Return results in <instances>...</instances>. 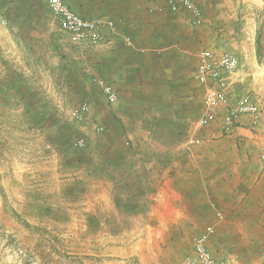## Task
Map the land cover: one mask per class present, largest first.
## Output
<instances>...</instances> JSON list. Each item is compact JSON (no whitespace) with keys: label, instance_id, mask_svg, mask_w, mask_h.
Listing matches in <instances>:
<instances>
[{"label":"crops","instance_id":"0c3cea01","mask_svg":"<svg viewBox=\"0 0 264 264\" xmlns=\"http://www.w3.org/2000/svg\"><path fill=\"white\" fill-rule=\"evenodd\" d=\"M64 1L115 27H103L95 48L78 46L62 38L46 0H0L1 105L16 103L24 137L43 143L59 168L94 178L98 205L147 224L146 233L150 225L166 239L208 232L222 264H264V110L255 129L233 134L218 133L221 116L196 125L201 88L192 76L214 42V1L191 0L199 23L183 0ZM82 102L102 127L86 152L69 147L77 134L69 112Z\"/></svg>","mask_w":264,"mask_h":264},{"label":"rangeland","instance_id":"374dc122","mask_svg":"<svg viewBox=\"0 0 264 264\" xmlns=\"http://www.w3.org/2000/svg\"><path fill=\"white\" fill-rule=\"evenodd\" d=\"M212 1L217 29L206 48L236 54L237 76L242 79L236 93H252L263 111L264 0ZM3 98L8 96L0 92V264H197L191 238H161L151 225L146 233L147 224L113 215L111 205H98L91 187L95 179L74 176L75 166L59 168V159L51 158L43 143L34 136L24 137L16 125V103L5 102L3 108ZM199 98L201 102L202 88ZM2 117L9 118L8 126L2 127ZM89 119L90 126L73 119L77 134L70 137L71 150L95 146L102 135L92 129L97 123L93 114ZM219 127L218 133L227 135ZM79 136L85 138L86 147L74 145ZM90 157L83 156L82 161Z\"/></svg>","mask_w":264,"mask_h":264},{"label":"built area","instance_id":"2783aa9c","mask_svg":"<svg viewBox=\"0 0 264 264\" xmlns=\"http://www.w3.org/2000/svg\"><path fill=\"white\" fill-rule=\"evenodd\" d=\"M47 7L55 19L59 30L66 39L78 46L95 48L103 39V27L113 29L114 22L110 20L99 21L88 19L76 12L64 0H46ZM185 8L190 11L194 21L199 23L200 9L191 0H183ZM1 12V11H0ZM5 17L0 14V22L5 23ZM239 58L236 54L227 50L215 48H203L198 55V63L193 72V80L202 88L203 111L197 118V128H205L218 115H221V134H233L234 131L247 125L249 129H255L262 116V109L256 97L249 92L236 93L238 87L237 70ZM106 100L111 103L115 100L114 93L109 86L102 88ZM90 105L82 102L71 110L70 115L84 123L92 124L89 119ZM95 132L101 133L102 127L94 123ZM193 144H199L200 139L194 138ZM74 145L85 146V138L79 136ZM208 232L194 235L191 238L192 252L197 264H221L210 252L208 246Z\"/></svg>","mask_w":264,"mask_h":264}]
</instances>
